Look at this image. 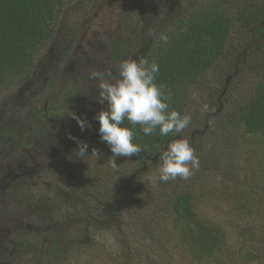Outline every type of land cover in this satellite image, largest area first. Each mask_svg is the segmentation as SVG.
<instances>
[{
  "label": "trees",
  "instance_id": "trees-1",
  "mask_svg": "<svg viewBox=\"0 0 264 264\" xmlns=\"http://www.w3.org/2000/svg\"><path fill=\"white\" fill-rule=\"evenodd\" d=\"M73 1L0 0V90L30 79L39 48L52 41L61 12ZM167 5L176 14L153 39L145 29L151 27L154 16L142 22V29L125 20L119 26L136 31L135 36L129 33V39L143 49L140 59L158 63L156 83L170 96V109L190 115V106L207 83L204 80L212 77L218 88L212 85L205 100L199 130L194 129L192 118L181 133L166 137L158 130L146 136L137 125L133 142L143 150L132 157H117L115 168L110 164L109 147L100 139L99 124L86 138L76 136L88 144L89 154L95 148L101 154L99 159L94 155L76 159L77 144L72 138L48 164L45 171L50 182L35 204L54 225L40 242L44 247L24 241L17 263L11 259L0 264H67L72 254L95 247L92 230L115 231L120 238L123 251L110 264H133L139 255L128 247L121 213H137L138 182L149 171L158 170L159 176L160 153L174 139L189 141L199 168L187 180L177 177L163 182L157 178L159 189L153 194L158 221L165 223L170 218L177 222L175 229L182 235L178 240L191 244L200 258L213 259L210 264H264V0H170ZM161 35L168 37L167 43ZM66 100L72 102L69 97ZM200 173L220 177L219 187L233 197L234 245L230 239L224 241L218 225L193 212V197L201 188L193 186V180ZM24 188L27 185L18 182L12 191L19 194ZM61 219L78 229H57ZM160 233L167 239L166 245L173 246L168 224ZM162 239H154V243L164 246ZM158 254L167 255L162 247ZM26 255H30L27 260ZM172 256L167 259L175 264Z\"/></svg>",
  "mask_w": 264,
  "mask_h": 264
},
{
  "label": "rangeland",
  "instance_id": "rangeland-1",
  "mask_svg": "<svg viewBox=\"0 0 264 264\" xmlns=\"http://www.w3.org/2000/svg\"><path fill=\"white\" fill-rule=\"evenodd\" d=\"M79 1L81 0H75L66 6L61 12L54 38L49 44H45L38 50L36 64L31 71L29 80L37 89L40 86L39 99L33 101L29 98V93L35 91L30 83L0 90V125L3 124L0 127V173L16 164L24 166L26 171H30L29 175L24 177V180L28 181L27 189H23V192L19 194H12L13 197H7L10 194L9 191L0 194L1 235L3 238H7L0 244V250L3 253L0 256V262L11 259L15 261L16 255L19 254L20 242L23 240L32 244L33 247H36L35 245L39 248L44 247L40 245V242L45 233L54 228V225L42 215V210L38 211L37 207L35 208L38 197L43 194L44 189L50 182V177L46 175V169H42V167L55 161L60 152L54 151L66 146L73 137L76 139L78 138L76 136L86 138L87 134L95 128V114L101 109H105L107 105V102L103 104L87 102L83 116H77L88 121L91 126L81 130L77 121L72 119V113L67 110L63 93L66 90L68 94H73L71 97H87V94H90V97L93 96L94 100L97 97L98 100L97 81L90 79V75L94 71L107 74L105 69L106 56L104 52L99 53V57L94 55L102 51L103 43H107L105 41L106 35L114 27L116 28V23L120 18L124 19L125 14H130L125 24L130 23L133 26L136 23L134 21H137V12L132 11L131 13L124 6L122 0H117L114 5L111 4L112 8L106 16L99 15L98 20L96 18L93 20L92 24H95V26L89 30L87 35H84V29L90 24L84 23V20L91 15L89 10L94 9L97 0H82L83 5ZM150 1L152 2V0ZM156 3L157 0H153V5ZM166 12L168 16L161 14L160 6L155 5L152 11L149 10L145 13L148 15L147 20L149 17L154 16L151 20V27L145 29V31L147 30L146 34L152 36L151 39L154 38L157 30L165 29L164 25L169 21V18L176 14L170 8ZM137 25L141 27L144 24L139 22ZM120 31L117 32V35H121V38H125L123 33L128 38L129 33L131 36L136 34L134 28L131 31L127 29H120ZM117 42L122 44L127 41L120 40ZM134 43V39H132L128 59L139 60L141 54L137 53L135 56V52L142 48L141 46L135 47L136 43ZM68 44L71 45L69 48ZM69 49L72 52L80 51L82 54L83 59L76 67L75 72L65 69L70 62H73V56H68ZM64 54L63 62L65 63L60 61L61 64H58L59 56ZM54 57L57 61L50 62ZM211 78L208 76L204 80L207 83H205L202 91L196 95V103L192 104L188 110L191 118L194 119L195 130H199L198 122L201 121V115L206 109L205 100H208L211 88L217 86ZM43 82H54L52 90L48 88L43 90ZM202 97V101L197 102ZM36 102L37 107L35 106ZM45 102L46 107L43 104ZM61 140L64 141L63 146L60 145ZM235 153L239 154L238 152ZM225 157H227V154ZM90 161L91 158H88V162ZM96 165L97 163H95ZM91 175L89 174V177ZM157 176L158 170L149 171L139 180L138 190L135 193L138 198L137 213L131 215V212L125 210L121 213L123 234L128 239V247L130 251L132 250V252L139 255L138 260H134L133 264H172V261L167 259V255L170 257V254H173L172 258L175 264H210L213 259L200 258L193 250L194 248L191 247V244L188 242L181 243L180 239L178 240L182 235L177 233L175 229V225L178 226L177 222L170 218H167L165 223L158 221L156 215L158 205L155 204L157 203L156 195L153 194V192L157 193L159 189ZM220 180V177L212 173L204 175L200 173L193 180L195 182L193 186H200L201 188L197 190L195 197H193L192 209L198 217L208 219L211 223L218 225L223 231L224 241H226V238L230 239L229 243L234 245L235 229L233 222L236 217L233 210L235 209V203L232 195L219 187ZM62 222H64L63 219L59 220L57 229L64 232L78 229L75 225L67 226ZM166 224L169 225L174 235L173 246L169 243L166 245L167 239H162L163 236L160 233L161 228ZM157 229L159 230L157 231ZM6 230H8V233L5 235ZM90 236L95 247L91 250L72 254L67 264H110V259L117 257L123 251V244L115 231L92 230ZM154 239H162L164 246L160 243V245L154 243ZM161 247L166 250L167 255L158 254ZM29 257L30 255H26V260ZM14 263H17V261ZM19 264L28 263L27 261H21Z\"/></svg>",
  "mask_w": 264,
  "mask_h": 264
},
{
  "label": "clouds",
  "instance_id": "clouds-1",
  "mask_svg": "<svg viewBox=\"0 0 264 264\" xmlns=\"http://www.w3.org/2000/svg\"><path fill=\"white\" fill-rule=\"evenodd\" d=\"M160 39L165 43L168 41L166 35H161ZM116 71L115 77L111 73L97 71L90 75V79L97 81L98 102H107V108L98 111L94 118L99 122L100 139L112 153L110 164L113 168L117 166V157H132L143 150L133 142V128L137 125L146 136H151L158 130L160 136L166 137L170 133H181L191 123L190 115H182L178 110L170 109V96L165 94L163 85L156 83L158 63H149L145 59H123L118 63ZM71 115L81 130L91 126L75 113ZM125 121L132 127L125 126ZM73 139L77 144V149L73 151L76 159L89 155H94L97 159L101 157L95 148L89 154L86 142L75 137ZM159 161L158 179L163 182L177 177L187 180L193 170L199 168V158L186 139L169 142L160 153Z\"/></svg>",
  "mask_w": 264,
  "mask_h": 264
},
{
  "label": "flooded vegetation",
  "instance_id": "flooded-vegetation-1",
  "mask_svg": "<svg viewBox=\"0 0 264 264\" xmlns=\"http://www.w3.org/2000/svg\"><path fill=\"white\" fill-rule=\"evenodd\" d=\"M125 4L124 6L127 7L130 12L132 13V11H135L137 12V21H134L136 23H141L145 20H147L148 18V15H146L145 13L148 12L149 10L152 11L153 7L156 5V6H160V13L161 14H164V16H168L167 14V9H169V5H167V3L170 1V0H157V3L153 5V0L152 2L150 0H122ZM80 3H82L83 5V2L82 0L79 1ZM117 2V0H97V2L95 3L94 5V9L91 11L89 10V12H91V15L89 17H87L85 20H84V23H90L83 31V34L84 35H87L89 30L93 29L92 27L95 26V24H92L93 20L96 18L97 20L99 19V15H107L108 14V11H110V9L112 8V5H114L115 3ZM165 3V5H163ZM112 4V5H111ZM166 14V15H165ZM130 14H125V17L124 19H119V21L116 23V28L114 27L112 30H110V32L106 35V38H105V41H107V43H103L102 45V51L96 53L94 56L95 57H99V53L101 52H104L105 54V58H106V66H105V69H106V73H111L113 77H115L117 75V65L118 63L123 60V59H128L130 57L129 55V52H131V50H129L131 48V44H130V39L126 36L125 33H123L125 35V38H121V35H117V32H121L120 29H123L120 25V23H122L123 20H127L128 19V16ZM139 19V20H138ZM134 23V25L136 24ZM124 24V22L122 23ZM115 30V31H114ZM114 31V32H113ZM109 35V36H108ZM108 36V37H107ZM96 39V38H95ZM120 40H123V41H127L126 44L125 42L120 44L118 43L117 41H120ZM106 44V45H105ZM71 45L68 44V48L70 47ZM79 49V46L77 47ZM135 56L137 55V53H140L141 56H142V53H143V49H140V50H137V52H135ZM71 55L73 56V62H70L69 65H67V67L65 68L67 71H73L75 72L76 70V67L78 66V64L81 62V60L83 59L81 57V52L78 51V52H75V51H71L70 49L68 50V56ZM64 55H60V60L58 59V64L60 63V61H62L61 63H65L63 62L64 61V58H63ZM141 56L139 57V59L141 58ZM46 57V56H45ZM138 58V56H137ZM46 60V58H45ZM44 60V61H45ZM54 62V61H57L56 60V57L52 58V60L50 62ZM38 63V62H37ZM60 63V64H61ZM99 65V64H97ZM74 69V70H73ZM71 79V78H69ZM64 80V79H62ZM27 84L30 83L34 88H35V91H32L31 93H29V98L33 99V101H36L37 99H39V95L41 93V88L40 86L37 87L34 86L30 80H28L26 82ZM24 83V84H26ZM53 85H54V82L52 83H49V82H43V90L45 88H48L49 90H52L53 88ZM31 89V87H30ZM71 95H73L72 93H67L66 90L64 91L63 93V97L65 98H71L72 99V102L69 104L68 101L64 100V103L67 107V110L71 113H75L76 115H81L83 116V111L85 109V104L87 102H91L96 104V103H99L98 100H97V97L96 99L94 100L93 96L90 97V94H87V97H71ZM82 99H84L85 101H83ZM44 106L46 107V102L43 103ZM101 104V103H100ZM37 105V102L35 104V106ZM37 107V106H36ZM106 108H107V105H106ZM105 108V109H106ZM73 119V118H72ZM95 123V127L99 124V122L95 119L94 121ZM3 125V124H1ZM0 125V127H2ZM64 141L61 140L60 141V145H64L63 143ZM70 142V141H69ZM69 142L66 144V146L69 144ZM49 143V142H48ZM71 143H72V140H71ZM61 147L60 150H56L54 152H61L63 150H65V147ZM48 167V165L46 164L45 166L42 167V169H46ZM31 170V169H29ZM29 172L30 171H26V168H24V166H18V164H16L15 166H11L9 168H7L5 171H3L2 173H0V194H2L3 192H8L9 191V195L7 197H13L12 194H14V192L12 191V189L15 187V185L18 183V182H22V186L24 185H28V181H25L24 180V177L26 175H29ZM45 173V171H43ZM21 174H25V175H21ZM25 189V188H24ZM16 195V193H15ZM1 231H2V228H0V244L1 242L4 240H6L7 238H3L2 235H1ZM8 233V230H6L5 232V235ZM26 241V240H23L20 242V248L21 246H23V242ZM3 253H1V250H0V256L2 255Z\"/></svg>",
  "mask_w": 264,
  "mask_h": 264
}]
</instances>
